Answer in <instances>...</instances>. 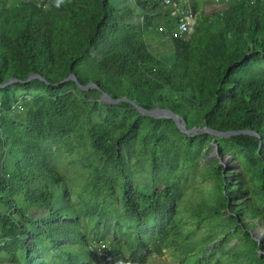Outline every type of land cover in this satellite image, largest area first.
<instances>
[{"label":"trees","instance_id":"obj_1","mask_svg":"<svg viewBox=\"0 0 264 264\" xmlns=\"http://www.w3.org/2000/svg\"><path fill=\"white\" fill-rule=\"evenodd\" d=\"M113 2L0 0V206L5 208L0 210V248L11 260L0 264H35L45 242L70 264H144L154 250L159 252L135 231L123 234L127 247L114 234L100 259L91 242L105 241L109 229L89 239L79 230L77 213L57 204L59 196H67L65 180L51 165L48 138L74 126L70 113L76 106L88 113L85 130L100 163L91 172L84 208L109 198L120 200L138 226L147 212L170 220L177 184L141 195L124 150L139 143L152 171L163 175L166 156L188 165L216 142L221 152L236 154L242 173L227 179L223 164L207 161L205 168L217 178L214 202H201L198 209H210L223 236L241 232L243 245L230 250L235 260L264 264V233L255 239V221L246 220L264 221V0L215 4L209 15L201 10L185 37L172 32L174 22L153 0H134L140 24L128 20L133 8L120 9ZM156 21L166 30L150 31ZM148 30L170 51L153 52L144 37ZM30 74L44 80H27ZM69 75L77 81L66 79ZM69 82L99 88H83L80 96L65 88ZM17 84L25 91L42 89L43 101L34 99L23 117L14 110ZM100 90L120 100H87ZM132 102L145 109L168 108L185 129H197L185 132L173 119L141 113ZM203 128L234 133L217 135ZM159 232L170 234L163 227Z\"/></svg>","mask_w":264,"mask_h":264},{"label":"rangeland","instance_id":"obj_2","mask_svg":"<svg viewBox=\"0 0 264 264\" xmlns=\"http://www.w3.org/2000/svg\"><path fill=\"white\" fill-rule=\"evenodd\" d=\"M113 1L115 5L120 3V9H134L128 20L137 24L142 22V13L134 8V0ZM196 3H198L196 4L197 12L204 10L207 13L206 15H209L212 9L219 6L207 0H197ZM159 24L156 21V23L150 24L148 29L158 32L160 30L155 27ZM149 30L144 32V37L151 50L155 53L169 52L170 46L155 42L148 35L149 33L154 37L158 35L149 32ZM65 88L78 95H84V89L72 82L67 83ZM14 90L18 97L14 110L23 117L25 115L24 109L34 99L42 95V89L38 87L32 91H25L17 84L14 86ZM38 99L43 101L42 96ZM87 100L97 103L101 101L106 104H117V102L104 101L101 98V92L95 96L88 95ZM92 113H90V120ZM70 114L74 126L69 127L63 133L50 136L47 147L51 153V165L58 170L65 180L64 189L67 196H59L57 204L65 210L71 207L74 213H77L80 218L79 230L83 234L89 239H94L96 235H100L109 229L106 243H110L115 234L127 247L128 242L123 234L132 235L135 231H138L139 237L143 239L145 244L153 250L156 247L159 249V252L154 250V254L149 255L144 264H202L204 259H208L211 264H246L243 260H235V255L230 252L232 248L243 245L241 232L223 236L222 229L216 226L217 221L211 216L210 209L207 206L201 210L198 209V204L201 202L208 205H212L214 202V188L217 178L212 169L205 168L206 162L211 161L215 164L214 161L218 160L220 164H224L223 172L227 173L228 175L225 176L230 179V175L242 173L240 161L236 154L221 152L218 144L212 142L206 156L203 155L188 165L177 160L174 155L166 156L163 159L166 173L162 175V173L152 171L149 165L148 152L139 143L124 150L125 163L130 167L132 182L141 195L149 194L153 188L163 189L167 184H177V189L172 190L174 194L172 203L175 209L172 218L167 220V216H161L160 213L155 215L147 212L143 217V222L138 226L126 214L120 200L114 201L107 198L106 202L95 204V207L90 210L84 208V203L89 199L87 185L91 172L96 166L100 165L99 155L89 146V138L85 130L87 125V122H85L87 120L86 115L88 116V113L86 114V111L80 106H76ZM196 129V127H193L190 132ZM245 179L248 181L247 175H245ZM160 199L162 201L159 204L165 209L167 200L162 196ZM160 206L157 207L158 211H160ZM0 210L4 211L5 208L0 206ZM195 210L199 214L195 213ZM85 212L90 214L87 215ZM222 214L224 215V212ZM246 220L255 221L251 233L254 238L258 237L259 239L264 233V221H258L256 218H247ZM218 222L221 223L220 220ZM172 225L173 227L177 226V228H172ZM162 227L170 231L168 236L163 237L159 232ZM3 242L4 240L0 238L1 247L4 244ZM94 255L100 259L102 258L97 251ZM0 262H11L5 248H0ZM35 264L70 263L52 249L48 242H45L39 248V256Z\"/></svg>","mask_w":264,"mask_h":264},{"label":"built area","instance_id":"obj_3","mask_svg":"<svg viewBox=\"0 0 264 264\" xmlns=\"http://www.w3.org/2000/svg\"><path fill=\"white\" fill-rule=\"evenodd\" d=\"M44 0H41L42 2ZM157 7L165 11L167 17L174 22L172 32L175 35L185 37L191 33L198 18L197 8H195L194 0H153ZM214 4H223L231 0H207ZM158 30H166L165 26H157ZM1 108V101H0ZM96 244V245H94ZM93 246L99 256L107 255V243L105 241H99L93 243Z\"/></svg>","mask_w":264,"mask_h":264},{"label":"water","instance_id":"obj_4","mask_svg":"<svg viewBox=\"0 0 264 264\" xmlns=\"http://www.w3.org/2000/svg\"><path fill=\"white\" fill-rule=\"evenodd\" d=\"M40 78V79H42V80H44L42 77H40V76H38V75H36V74H30L29 76H28V78H27V80H30V79H32V78ZM66 79H73L74 81H77L76 80V77L75 76H73V75H69L68 77H66ZM13 81H15L14 79H10V80H8V83L9 82H13ZM77 85L79 86V87H82V88H86V87H97V88H99L97 85H95V84H93V83H89L88 85H86V86H83V85H81V84H79L78 82H77ZM100 92H101V98L104 100V101H107V102H110V103H116V102H118L120 99H113V98H111L106 92H104V91H102V90H100ZM132 104L141 112V113H145V114H149V115H152V116H156V117H167V118H171V119H173L174 120V122L176 123V125L178 126V127H180L183 131H185V132H189L190 131V129H185L183 126H181V124H180V120H179V117L175 114V113H173L170 109H168V108H158V107H156V108H153V109H145V108H143V107H141V106H139V105H137V104H135V102H132ZM203 129H205L206 131H208V132H210V133H212V134H217V135H225V136H228V135H231V134H233L234 132H231V131H229V132H220V131H215V130H212V129H210V128H203ZM243 132H245V133H249V134H254V132H252V131H250V130H245V131H243ZM221 162V161H220ZM224 165V164H223ZM255 239H258V237H255Z\"/></svg>","mask_w":264,"mask_h":264}]
</instances>
